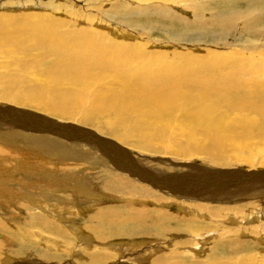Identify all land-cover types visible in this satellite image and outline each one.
I'll return each mask as SVG.
<instances>
[{
	"label": "bare ground",
	"instance_id": "6f19581e",
	"mask_svg": "<svg viewBox=\"0 0 264 264\" xmlns=\"http://www.w3.org/2000/svg\"><path fill=\"white\" fill-rule=\"evenodd\" d=\"M5 1L0 0V101L34 108L55 117L69 119L67 121L76 122L77 117V122L97 124L100 133H97L96 137L93 134L89 136L88 134L91 132L85 129L86 134L80 138L60 126L34 128L33 126L14 125L8 123L0 115V138L12 145L18 142L25 143V149L29 152L35 150L33 151L35 153L38 151L48 152L52 147L51 144L54 143V148L59 152L56 153L58 156H50L47 153L46 156L50 160L54 156L68 157L69 155L66 153L68 150L79 149V146L83 149V146L89 144L94 153H100L102 157L99 155L100 157L95 159L92 156L94 153L91 151L93 154L89 156L91 153L89 152L86 157L84 156L85 158H92V161H100L103 164L104 162L108 163L110 166L108 168L117 175L120 174L122 178L127 179L125 176H130L128 177L130 180L135 179L137 182L140 180L147 186L160 188L161 196L186 200L185 202H192L197 198L205 202L217 199L226 201L228 198H253L256 195L264 194V156H261L264 152V61L257 58V55L250 59L245 55L246 53L241 52L248 48H259L256 44L248 42L251 38L245 39L244 34L247 32L248 35L256 36L258 39L261 32L256 33L248 27L243 28L239 23L240 19L246 20L247 18V21H242L245 25L251 19L250 15L241 12L235 15L231 9H227L212 21L208 17L209 20H205L206 14L201 12L203 5H198V0H127L130 3L129 6L125 0H113L114 4L111 3V0H105L110 5L106 3L103 5L104 12L102 14L108 15L114 20L119 19L126 25V28L132 24L131 18L134 23L141 21L139 16L150 21H153L152 17L153 19L157 18L155 23L151 22L149 27L150 21L148 20L145 26L138 25V28L131 30V32L146 35L145 37L151 39V42L154 41L153 37L162 41L169 38L171 41L180 42V37L172 34L171 30H175L173 28L180 29L181 24L186 29L198 28L202 33L205 28H214L217 35L212 38L210 46L221 47L223 52H217L214 49V52L209 53L208 51L206 56L200 59L193 55V52L182 55L179 52L165 54L160 50H155L152 53L145 48V42L130 34L119 33L117 38L121 40H117L114 37L116 33L110 31V28H103L102 21L97 16H93L94 14L80 16L78 10L73 7L72 0L71 2L69 0H45L47 13H32L30 10L38 8V3L36 2V6L31 0L26 2L16 0L12 3ZM188 1L192 3L190 9L194 15L192 22L187 24L186 19L174 12L178 10L187 15L188 11L178 9L175 5ZM227 1L229 6H235L233 4L236 1ZM21 3H26V6L17 7L14 5ZM196 3L198 6H195ZM207 4L209 3L207 2ZM12 5L14 6L11 7ZM240 5L251 9L250 14L256 12L257 15L264 17V0H243L236 6ZM88 6L96 13L102 12L100 9L102 4L97 7L90 2ZM22 10L24 12H21ZM232 33L236 35L240 33L239 42L242 41V37L248 41L242 42L237 47L231 46L225 41ZM199 40L207 41L202 36ZM231 50L234 53H229ZM239 51L241 53H238ZM238 60L240 63H236ZM103 82L108 84L104 86ZM20 113H23V116L27 115L24 109ZM34 116L47 118L37 113ZM196 128H202L210 135L208 145H200V137L195 136ZM78 130L80 131L79 127ZM103 134L114 138L116 145H113L108 138L102 137ZM50 135L66 143H72L73 146L76 145L75 147L78 145V148L61 147L58 142L53 141ZM173 135H185L187 139L183 143L173 144ZM212 139L217 144L215 150L214 146L210 145ZM41 140L50 144L49 147L47 146L48 150H46V145L44 148L34 149V146ZM157 144L169 146L161 147L156 146ZM130 150L138 157H133ZM77 151L78 154H75ZM75 152L73 156L84 155L79 154L80 150ZM156 152L165 157H172L173 160L193 156L196 158L201 155L206 159V163L202 164V168L196 169L192 164L186 162H174L175 167H180L179 170L183 172L177 175L172 171L174 175H169L162 173L159 164L155 167L150 158L148 162L142 161L139 157V155L149 154H154L152 157L159 156L155 155ZM118 160L123 166L117 165ZM246 162L249 165L246 168L252 171L250 174L246 171L243 172L242 169H240V174L229 169L238 166V163ZM257 166H259L258 171L255 173L253 170ZM186 168L189 172L184 171ZM118 178L121 181L120 176ZM128 182L124 181L118 184L121 187L124 185L129 188ZM132 185L135 184L132 183ZM144 187L146 188V186ZM135 188L139 187L135 186ZM79 189L85 190L83 185H79ZM102 191H104V187ZM75 192L77 191L75 190ZM133 192L137 198H148V196L138 195V190H133L131 194ZM148 194L150 195V193ZM131 197L135 200V197ZM13 198L15 197L13 196ZM252 202L254 201L251 200L250 203ZM259 204L263 206L264 198L259 201ZM262 206L261 208H263ZM206 207L207 205L204 208L208 209ZM184 208L186 209V207ZM261 208L254 207L241 218L236 216V221L250 219L252 216L254 218L255 215L260 214ZM111 210L108 208V210L97 212L93 222L97 226L90 228L95 229L94 234H96L97 240L102 243L117 241L123 235H128V239L131 238L133 241H126L127 244L124 243L125 246H121L122 248L117 245L113 246L114 242L108 243L106 247H104L105 244H101L98 248L90 246L91 237L89 235L83 237L85 233L79 231L78 226L69 219H63L56 225L41 219L37 224H35L36 220H29L24 226L28 232L23 236V243L27 244L30 241L33 244L35 240H40L43 245H48L54 252L60 253L59 255L53 253L51 256L56 259L60 255L65 256V254L64 258L69 259L73 252L83 250L88 253L85 261L90 264L108 263L107 260L110 258L108 255H112L115 251L118 252V249H121L122 252L131 250L132 254L134 250L138 249L141 253V249L146 247L145 251L153 254L152 249L157 245H153L154 242L145 241L146 237L143 238V235V240L138 244L136 239L141 231L128 229L123 227V224L131 225L154 221L155 215L150 216L148 213L149 216H147L140 213V210L136 217L127 215L121 218L113 210V214H111ZM75 213L73 214L76 215ZM105 214H108L109 218L104 223ZM249 219L247 222H250ZM155 220L159 221L155 223L157 231L166 232L168 230L163 213H159ZM210 221H212L211 218ZM220 221L222 222V220ZM61 224L66 228L64 227L65 230L60 229L62 232L56 234L55 226ZM183 224H180L181 228ZM32 230H35L38 236ZM185 231L192 234V238L204 234L198 227L190 228L189 226V228H185ZM186 232L181 231L184 234ZM228 233L232 234L231 231ZM76 234L80 235L77 239ZM226 236L227 233H224L223 237ZM231 240L237 241L235 238L229 241ZM135 243L138 245L135 246ZM25 244H22L21 248ZM237 246L234 253L223 257L220 254L226 253L215 249L213 252L211 251V254L209 253L208 258L200 260L202 262L198 264H264V252L256 253L257 256H255L256 254L253 253L255 249H246L244 252L241 249L246 248V244L237 242ZM28 250L30 249L28 248ZM193 250L197 251L199 247L195 246ZM18 251L15 254L25 252L24 250ZM145 251L143 250V252ZM118 253L120 255V252ZM85 261L83 260V264ZM114 261L116 260L114 259Z\"/></svg>",
	"mask_w": 264,
	"mask_h": 264
},
{
	"label": "rangeland",
	"instance_id": "374dc122",
	"mask_svg": "<svg viewBox=\"0 0 264 264\" xmlns=\"http://www.w3.org/2000/svg\"><path fill=\"white\" fill-rule=\"evenodd\" d=\"M14 1L16 0H6L5 2L12 3ZM17 1L26 2L27 0H17ZM31 1H33V4H35L36 6H37L36 2L38 3V8L36 7V8H33V10H30L32 13H47L48 12L46 5H45V2L47 0L46 1L45 0H31ZM69 1L71 2V0ZM104 1L105 0H89V1L88 0H76V1L72 0V5L75 9L78 10V13L80 16H87L88 14L90 15L94 14L93 16H97L98 18H100L99 20H101L103 23L102 27L105 29L110 28V31L115 32L116 34H114L115 35L114 37L117 40L120 39V38H117L119 33H123L127 35L130 34L134 38L135 37L139 38L142 42H145L146 43L145 48L147 49V51H151L152 53L155 52V50H160L164 52L165 54L166 53L174 54V52H177V53L179 52V54H182V55H187L188 53L190 54L193 52L192 53L193 55L199 57L200 59H203L206 56L208 51L209 53L214 52V49H215L217 52H223L221 50V47L216 48L214 46H210V42L212 38H214L217 35L216 30L211 27L205 28V31H203L202 33L201 30H198V28L186 29L181 24L180 29L173 28L175 30H171L172 34L178 35L180 37V42L171 41V39L169 38H166L165 40L162 41V40L156 39L155 37L152 38V40L154 39V41L151 42V39H147L145 37L146 35L138 34V33H135L134 31L131 32V30L138 28L137 27L138 25L145 26V24L147 23L149 19L139 16V18H141V21H137L134 23L131 18L130 22L132 24L130 25L129 28L127 27L128 28L127 29L126 25L121 23L119 19L114 20L110 18L108 15L102 14L104 12L103 5H105V3L107 5H110L108 1H105V2ZM125 1L128 3V6H129L130 5L129 1L127 0ZM231 1H236L233 4L235 6H232V7L229 6L230 4L228 3L227 0H198V5H203V7L201 8V12H203L204 15L206 14L205 15L206 19L204 18L205 20L210 18L212 21H214L217 17H219L220 13H223V11L227 9H231L235 15H238L240 12L243 14L250 15L249 17H251V19L248 22H246L245 25H243L242 21L244 22L247 21V18L246 20L243 18L240 19L239 23L241 27L243 28L248 27L256 33L259 31L261 32V36H259L257 39L256 36L252 37L248 35L249 33L247 34L246 32L244 34L245 39L251 38L250 39L251 41L245 40L243 39L244 37H242V41L239 42L238 39L241 36L240 33H237L238 36L235 33H232L228 36L225 42H228L231 44V46H235V47L239 46L242 42H247V41L250 43L256 44L257 47L259 48L250 49L247 47L248 48L247 50L244 49L241 52H243V54L246 53L245 55H247L248 58L250 59L254 58V56L257 55L256 56L257 58H260L261 61H264V24H263L264 17L257 15L256 12L253 14H250L251 9H249L247 6H244V5L236 6V5H239V3H242L243 0H230L229 2ZM90 2L94 3V5H96L97 7H99V4H102V7L100 8L102 12L96 13L94 9L88 6ZM207 2L209 4H207ZM111 3L114 4L115 2L111 0ZM25 4L26 3L14 4V5H17V7H23V6H26ZM14 5H12L11 7H13ZM190 5H192V3L191 2L189 3V1L180 2L179 4L175 5V7L178 9L188 11L187 15H184L178 10L177 12L176 11L174 12L182 16L184 19H186L187 24L192 22L193 15H194V13H192V10L190 9ZM196 5L197 3L195 4V6ZM258 11L261 12L260 10ZM21 12H24V11L22 10ZM151 20H153L155 23L157 18L153 19L152 17ZM261 20L262 22H259ZM153 21H150L148 27L151 25V22ZM238 32L240 31L238 30ZM200 36H202L204 39H207V41L203 42L199 40ZM227 47H229V45H227ZM227 51H229V49H227ZM241 52L239 51L238 53H241ZM229 53H234V51L231 50ZM261 54H262V57H261ZM236 63H240L239 60ZM106 84L108 83L103 82L104 86H106ZM22 109H24L25 112L27 113L26 116H23V113H20ZM36 113L44 117H47L48 119L42 118V117H35L34 115ZM0 115H2V117L8 123H11L14 125L19 124V125H26V126H31V127L33 126L34 128H50L53 126H60L63 129H65L67 132L75 134L76 136L80 138H82L83 135L86 134V132L84 131L85 129L91 132V134H88L89 136L93 134V136L96 137L95 135L97 133L98 134L100 133L99 129L97 128L98 126L97 124H86V123L84 124L79 121L77 122V117H76V122L67 121L69 119L55 117V116L49 115L45 112H42L34 108L17 106L16 104L12 105L11 103L9 104L6 101H0ZM51 118L57 121H54ZM58 121H64V122H58ZM72 123H75V124H72ZM78 127L80 128V131L78 130ZM198 129L197 128L195 129V136L200 137L199 139L200 145H203V146L208 145L210 135L207 134L202 128H198ZM50 137H52L53 141L58 142V144L61 147H65L68 149V147L70 148L72 146L73 148L76 146V145L73 146L72 143L70 144L69 142L66 143L60 139H56L52 135H50ZM102 137L108 138L109 140H111L113 145H116V143H114L115 142L114 138H112L110 135L103 134ZM186 139H187V136L185 135H182V136L173 135L172 136L173 144L183 143L186 141ZM44 145H46V147L50 146L49 143H45L44 140H41L40 142H38L36 146H34V149L44 148ZM51 145L52 147L50 150H48V147L46 148L48 152L38 151L37 153H35L33 152L35 150L30 151V152L27 151L25 149L26 147L25 143L18 142L17 144L12 145V144H9L8 141L0 138V250L2 252V254H0V264H80V263L83 264V260L85 261V258L87 257V254H88L86 251L77 250L71 254L69 259L64 258L66 257V254L65 256L60 255V257L56 259V258H52L51 256H53V253L58 254V255L60 253L54 252V250L48 245H43L40 240H35L33 244H31L30 241L27 244H25L26 242L23 243V240H24L23 236L26 235L28 232V229L25 228L24 226L26 225V223H28L29 220H32V219L36 220L35 224H37L38 221L41 219V220L49 221L52 225H56L60 223L61 221H63V219H69L72 222H74L76 226H78L77 228L79 231L81 230L83 231V233H85L83 237L88 236V235L91 237L90 246H93L94 248L95 247L98 248L101 246V244H105L104 247H106L108 243L111 244L114 242L112 244L113 246L117 245L120 248H122L121 246H125V244H127L126 241L131 240V238L128 239V235H123L121 239H118L120 241L118 240L111 241V242L106 241L102 243L97 240L96 234H94L95 229L90 228V227L97 226V224L93 223L94 219L97 216L96 213L99 211L108 210V208L116 212L117 213L116 215H119L121 218L126 217L127 215H129L130 217H136L137 215H139L137 213L140 210H141L140 213H144L147 216H149L148 213H150V216L155 215L156 218L159 213H163L165 216V221H166L165 224L167 225L168 230L166 232H162L159 230L157 231L155 227L156 225L155 223H158L159 221H156L155 220L156 218H154V221L152 220V221L144 222L145 224L143 222L135 223L131 225L123 224V227H127L128 229L131 228L134 230L141 231V233L137 235L138 236L137 239L135 237L136 241H138L137 242L138 244H140L141 240H143V238L146 237L147 239L145 238L144 239L145 241L148 240V242L150 241L152 243L154 242L153 245H157V247L152 249L154 253L153 254L150 253L151 255L149 254L148 251H145V249L147 250L146 247L141 249V253L138 251L139 250L138 249V250H134L132 254L130 253L131 250H129L128 252H125V251L122 252L121 249H118V252H120V255L117 251L113 252L112 255L111 254L108 255L110 256L111 259L109 258L107 260L108 263L106 264H178V263L179 264L181 263L182 264H198L199 262H202L200 260L208 258L215 249H218L219 252L226 253L223 255L220 254L221 257L225 255L229 256V254L234 253L236 250V247H238L237 242L239 243L242 242L247 245L248 248L246 247L244 249H241L244 252L246 251V249L248 250L250 248L255 249V251L253 252L254 255L259 252L260 253L264 252V204L263 206L259 204V201L263 200L264 194L256 195L253 198H250V197H245L242 199L228 198V200L226 201L225 199H217L219 201L210 200V201L205 202L197 198L195 201L185 202L186 200H177L174 197L169 198L165 195L161 196L162 193L159 191L160 188L158 187L157 189L152 188L151 186H147L146 184L141 183L140 180L138 182L135 179L130 180L128 178L130 176L126 175L125 177H127V179H125L124 177L122 178L120 174L117 175V173L113 172L112 170H110V168H108L110 167L108 163L104 162L103 164L100 161H95V160L92 161V158H85L86 155L89 154V152L93 151V148L89 144H87L86 146H83L84 147L83 149L80 148V146H79V149H75V148H78V145H77V147L74 148L75 150H71V149L68 150V152H66L67 155H69L68 157L63 156L64 158H60V157L58 158L54 156L50 160L49 157L46 156L47 153L50 156L51 155L58 156L56 153L59 152L57 149L54 148L53 146L54 143ZM210 145L214 146V150L217 148V144L214 142L213 139L210 141ZM156 146L167 147L169 145L157 144ZM76 150H80L79 154H84V155L83 156L79 155L80 157L76 155H75L76 157L73 156ZM93 153L91 152L89 156H91V154ZM131 153L133 157H138L135 154H133V151H131ZM75 154H78V151L77 153L75 152ZM94 154L92 156H94L95 159H98V157H100L99 155H101L100 153H96L95 155ZM156 154L158 153L156 152L155 155ZM149 155H139V157L141 158L142 161L146 160L148 162L150 158L151 163L153 162V164H155V167L157 164H159V167H160L159 169H162V173L164 172L169 175H174L173 173H176L178 175L183 172L179 170L181 169L180 167H175L174 162H178V161L179 163L181 161H182L181 163L186 162V163L192 164L196 169L199 167L202 168V164L206 163L205 162L206 159L203 158V156L201 155H199L196 158L195 156L191 158H178V159H174L175 161L172 159V157H165L164 155L160 153L158 154L159 156L156 155L154 157H152L154 154L152 155L149 154ZM262 155L264 156V152L263 154H261V156ZM165 162L168 166L165 164ZM117 165L119 167L123 166L122 163L119 162V160H118ZM237 165L238 166H234V168H229V169H233L232 172L236 171L237 174L241 173L240 169H242L243 172L246 171V173L248 174L252 173V171L247 169L249 166L248 162L244 164L238 163ZM258 167L259 166H257L255 170H253V172L256 173L258 171L257 169ZM184 171L189 172V170L187 171V168L186 170L184 169ZM119 176L121 178V181L118 178ZM11 179L13 180V182ZM122 179H125L124 181H127V182L130 180L135 185H132L131 182L130 183L128 182L130 184L129 188L125 187L124 185H122L121 187L118 183L124 182ZM5 183L7 184V186ZM79 185H83L85 190L79 189ZM135 186L139 188H135ZM144 186H146V188ZM103 187H104V191H102ZM149 187L150 189L148 190L150 192L147 190V188ZM10 188L12 189V191ZM74 188L77 192L73 190ZM133 190H138L139 191L137 192V194L139 193L138 195L141 194L143 196H148V198L135 197L134 192L133 194H131ZM74 193H76L77 195ZM80 193L82 196L80 195ZM148 193H150V195ZM13 196L15 198H13ZM131 196L135 197V200ZM251 200H253L254 202L250 203ZM249 204L252 206H250ZM205 205H207L206 208L208 209L204 208ZM253 205H256V206H253ZM181 206L186 207V209L188 210L190 209L189 212L188 210H186L184 207H181ZM261 206L263 208H261ZM254 207L261 208L259 212L260 214L255 215L254 218L251 215L252 217H250V219L248 218L250 222H247L248 221L247 218L236 221L237 220L236 216L237 218H241L243 215H245V213L248 210H252L254 209ZM228 208L229 209L231 208V209L227 210ZM112 210H111V214H113ZM73 213H75L76 215H74ZM213 214L215 218L213 217ZM26 215L27 216L29 215L28 217L30 218L28 219ZM229 215L232 217V219H230L231 217ZM104 217H106L104 221L105 223L107 222L109 216L108 214H105ZM167 217L169 218L167 219ZM246 217H249V216H246ZM210 218L212 219V221H210ZM220 220H222V222ZM182 223L184 224L181 228ZM189 226L190 228L198 227L201 232H204L203 236L207 235L208 237L196 236L195 238H192L193 235L185 231V228H189ZM55 227H56V231L54 232L56 234H60L62 232L61 230H65L66 228L63 224L55 226ZM142 228L145 229L146 231L143 230ZM217 229L219 230L217 231ZM183 230L184 232H186L185 234L181 233V231L183 232ZM154 231L157 233H155ZM228 231H231L232 234H229ZM32 232L35 233L36 236H38L35 230H32ZM224 233H227L226 237H223ZM253 233L255 234L253 235ZM35 237L33 238V241ZM79 237L80 235L76 234V239ZM233 238H235L237 241H234V240L229 241L230 239H233ZM200 242L202 243L201 245L199 244ZM137 243H135V246L138 245ZM22 244H25L23 248H21ZM195 246H198L199 250L194 251L193 248ZM28 248L30 250H28ZM18 249L20 250L18 251ZM23 250L25 251L24 253H21V254L16 253L18 255L15 254V252L17 251L20 252ZM143 250L145 252H143ZM172 253H173V256H171ZM207 254L209 255L205 257ZM255 256H257V254ZM114 259L116 261H114ZM178 259L179 261H177ZM137 261H142V262H137ZM84 264H90V263H87V261H85Z\"/></svg>",
	"mask_w": 264,
	"mask_h": 264
}]
</instances>
